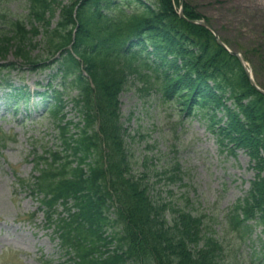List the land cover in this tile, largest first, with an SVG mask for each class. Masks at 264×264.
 Listing matches in <instances>:
<instances>
[{
    "label": "trees",
    "instance_id": "trees-1",
    "mask_svg": "<svg viewBox=\"0 0 264 264\" xmlns=\"http://www.w3.org/2000/svg\"><path fill=\"white\" fill-rule=\"evenodd\" d=\"M63 1L29 0L30 29L19 19L0 17L5 28L0 33V59L6 60L13 49L23 61L20 67L39 61L29 50L34 38L41 36L33 47L41 45L51 56L70 44L76 28L73 53L61 55L54 75L63 80L69 77L78 92L74 101L85 130L73 141L77 146L71 154L54 152L52 160L44 158L47 165L40 170L36 185L50 214L56 204L64 208L66 215L57 219L63 243L77 264H226L222 248L211 236H206V244L217 258L197 250L203 238L197 218L176 210L168 222L166 206L153 198L145 177L132 173L118 95L130 78H137L146 85L145 91L173 98L187 105L189 112L192 106H201L210 110L213 121L217 112H223L228 116V126L221 129L224 138L237 147L254 148L263 142V149L264 97L249 84L238 59L218 46L207 29L177 15L174 6L179 0H153V7L132 0L135 10L130 0H75L70 5ZM76 2H81L77 22L73 19ZM57 10L59 19L52 26ZM183 12L189 19L200 18L187 2ZM133 40L151 46L152 52L124 50ZM228 100H233L235 109L225 104ZM63 106L61 101L51 110L59 120ZM96 123L98 134L89 135L86 130ZM67 133L68 129L60 127L63 141ZM90 158L92 163L87 162ZM258 179L236 210L245 216L260 212L264 221V178ZM233 214L236 221L237 214ZM112 242L115 246L109 251ZM104 253L107 257H102Z\"/></svg>",
    "mask_w": 264,
    "mask_h": 264
},
{
    "label": "rangeland",
    "instance_id": "rangeland-1",
    "mask_svg": "<svg viewBox=\"0 0 264 264\" xmlns=\"http://www.w3.org/2000/svg\"><path fill=\"white\" fill-rule=\"evenodd\" d=\"M25 1L10 0L12 14L24 18ZM185 1L210 19L216 33L232 49L250 54L262 46L264 51V0ZM58 18L59 11H56L52 22L55 23ZM39 38L36 37L37 40ZM41 50V46H36L34 53H41ZM6 58L16 59L12 52ZM258 64L264 67V61ZM18 68L7 74L15 85L24 83L35 91L36 84L46 79L45 73L22 72ZM256 78L264 84V68L258 67ZM39 91H43V88ZM120 101L123 118L131 116L127 122L129 131L144 135L146 142L153 141L154 149L150 151L144 150V138L136 142L133 145L135 155L138 152L148 153L145 155L150 161L154 159L167 168L178 161L185 178L182 187L188 184L192 191L188 193L189 197L200 202L201 208L207 209L199 213L222 214L247 190V181L253 174L247 170L249 160L243 152H238L235 158L221 153L202 125L194 119L179 120L170 110L156 108L152 97L145 96L137 83L131 84L122 93ZM71 106L65 108L69 118L75 115ZM58 145L56 127L42 111L39 98L33 97L26 108L19 106L14 112L0 92V264H43L39 260L43 255L54 261L63 262L67 259L66 255H62L51 230L34 226V223H40V214L36 222L32 223L23 217V214L36 209L34 200L19 191V188L14 190L17 177L32 176V148L37 146V150L41 151ZM156 188L164 197L171 189L174 198H178L176 194L179 191L182 194L185 190H179L175 184L168 188L163 183ZM19 216L22 222L18 221ZM255 232L259 233L260 229L257 228Z\"/></svg>",
    "mask_w": 264,
    "mask_h": 264
}]
</instances>
